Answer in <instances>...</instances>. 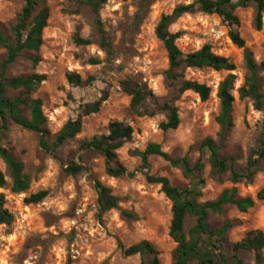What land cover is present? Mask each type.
Instances as JSON below:
<instances>
[{
	"label": "rangeland",
	"instance_id": "obj_1",
	"mask_svg": "<svg viewBox=\"0 0 264 264\" xmlns=\"http://www.w3.org/2000/svg\"><path fill=\"white\" fill-rule=\"evenodd\" d=\"M191 1L108 0L100 9L103 26L114 46V54L108 58L97 45L93 15L88 7L76 6L73 1L47 0L49 16L42 31L39 63L32 69L23 53L9 66L7 74L26 75L33 71L45 74V80L31 97L41 100L48 140L53 139L67 120L76 117L82 104L102 95H106V99L96 113L82 119L81 131L53 153L40 147L38 133L16 124L10 123L2 134V145L23 164L30 185L23 193L11 192L10 179L0 160V170L8 183L7 187L0 188V193L14 216L11 224H0V264H140L139 255L124 256L119 245L125 248L141 240H147L155 247L159 264H171V251L175 246L168 235L171 202L160 192L159 185L146 182L139 158L132 156L130 151L142 150L153 142L173 158L185 156L194 162L200 156H207V150L200 148V143L211 138L218 146L220 156L229 157L233 168L244 171L250 150L258 146L264 110H255L250 102L238 98L237 89L245 73L243 53L230 42L229 27L217 15L183 14L169 28L180 33L176 45L183 53L208 43L215 54L228 57L235 65L230 72L208 67L184 70V78L207 85L211 92L205 101L192 91L177 95L174 105L178 108L180 122L175 129H159L165 112L136 116L129 109V97L119 85L125 77L136 75L147 83L159 102L172 96L163 77L167 68L166 52L154 36V27L162 13H169L176 5ZM21 6V0H0V30L4 36L10 37L9 28ZM140 6H144L143 16L136 19ZM235 14L238 24L232 28L242 36L254 59L262 60L264 14L259 31L253 25L252 5L235 9ZM77 25L90 44L77 46L73 43ZM5 52L0 46V64ZM89 57H98L101 63H85ZM66 72L77 73L82 79L92 76L94 80L87 85H71L65 79ZM228 73L235 77L231 91L234 97L233 126L220 141L215 121L219 111L216 91L218 83ZM152 103L150 99L144 107L150 108ZM110 120L125 122L133 129L131 140L117 150L118 158L134 172L132 177L107 176L101 154L80 148L84 141L106 133ZM71 161L84 167L74 176L64 173ZM148 161L150 174L167 177L173 186L195 189L197 201L213 199L221 190L232 186L227 172L219 181L208 165L199 174L185 177L180 169L159 156L152 155ZM93 180L108 186L118 197L117 208L99 215ZM235 186L240 195L254 197L264 186V158L259 161V170L250 183ZM44 189L49 193L41 202L24 203L25 196ZM121 211L131 213L132 217L122 215ZM225 216L236 221L228 231L225 245L239 241L252 229L264 233V200L255 201L245 212L229 206ZM222 219L213 214L209 222L211 226H218ZM190 225L191 219H187L186 226ZM241 256L246 264H254L252 252L243 251Z\"/></svg>",
	"mask_w": 264,
	"mask_h": 264
},
{
	"label": "trees",
	"instance_id": "obj_2",
	"mask_svg": "<svg viewBox=\"0 0 264 264\" xmlns=\"http://www.w3.org/2000/svg\"><path fill=\"white\" fill-rule=\"evenodd\" d=\"M22 6L16 13L9 28L10 37L4 36L0 30V46L5 49V58L0 64V160L5 166L10 179L11 192L23 193L30 185L29 176L23 171V164L18 161L10 151L1 143V136L10 123L36 132L40 135V147L46 152L53 153L68 140L73 139L82 128V119L96 113L106 95L97 100L82 104L75 118L67 120L54 135L52 140L47 139L46 117L42 112V103L39 98L31 97V93L45 80L43 73L31 72L26 75L9 76V66L23 53L30 61L32 69L39 63V48L42 44V31L47 24L49 9L47 0H21ZM73 1L76 6H86L93 15V26L96 32L98 47L106 55L113 56L114 46L103 26L100 9L108 0H66ZM148 1V0H145ZM252 5L254 8L253 25L256 30H262L264 14V0H192L189 3L176 5L169 13H162L154 27V36L161 42L167 58V68L163 72L164 82L171 88L172 96L161 102L157 100L147 83L136 75H129L119 82L120 88L129 97V109L136 116H154L165 112L164 120L158 127L162 131L175 129L179 122L178 108L174 105L177 95L184 91H192L201 101L210 95L207 85L184 78L187 68L208 67L215 71H233L234 63L225 56L215 54L211 45L203 44L197 50L183 53L176 45L179 32L170 31V26L183 14L201 12L215 14L229 30L227 32L230 42L242 50L245 73L241 86L237 89L238 98L250 102L253 109L264 110V30L262 31L263 58L256 61L251 50L246 47L245 41L239 32L232 28L238 24L235 9ZM144 6H140L136 19L143 16ZM72 41L77 46L88 45L91 41L81 35L80 26H76ZM85 63L96 65L101 63L98 57H89ZM66 81L75 86L90 84L94 79L88 76L82 79L74 72L65 73ZM235 77L228 73L217 86L216 96L219 100V111L215 117L218 125V137L222 141L233 126L232 121V95ZM9 92H11L9 94ZM152 100L150 108L144 107L146 101ZM132 127L122 121L110 120L106 133L95 135L84 141L81 149H93L103 158L104 173L113 178L134 176L117 156V150L132 138ZM200 148L206 149V157H198L191 162L187 157L173 158L164 152L157 143H148L142 150L133 149L132 156L140 160V169L143 171L146 182L159 185V190L171 202V218L168 235L175 246L171 251V264H246L241 256L243 251L253 254L254 264H264V233L260 229H252L236 242L225 245L228 231L235 224V220L225 216L226 208L233 206L238 212H245L254 205L255 201L264 200V186L254 195H240L236 184H248L259 170V161L264 158V119L260 126L258 146L248 155L244 171L233 168L229 157H222L211 138H206L200 143ZM152 155L159 156L171 166L181 170L185 177L194 173L199 174L205 165L209 166L211 174L219 181L227 172L228 181L232 184L229 188L221 190L213 199L197 201L198 192L193 188L173 186L165 176L149 173L148 158ZM84 167L71 161L64 168L67 175H76ZM8 186L6 175L0 170V188ZM96 193V207L99 215L117 208L118 197L111 193V189L98 180H93ZM49 191L38 190L24 197L25 204L41 202ZM122 215L131 218L132 214L125 211ZM216 214L223 219L218 226H211V215ZM14 219L13 213L5 206V198L0 193V224L9 225ZM187 219L191 225L186 226ZM124 256L139 255L140 264H159L157 250L147 240H141L128 247H122ZM229 247V248H228Z\"/></svg>",
	"mask_w": 264,
	"mask_h": 264
}]
</instances>
